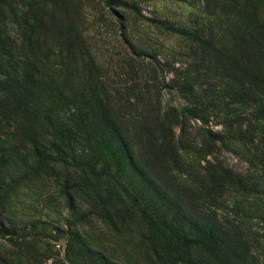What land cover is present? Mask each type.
I'll use <instances>...</instances> for the list:
<instances>
[{"label":"rangeland","instance_id":"1","mask_svg":"<svg viewBox=\"0 0 264 264\" xmlns=\"http://www.w3.org/2000/svg\"><path fill=\"white\" fill-rule=\"evenodd\" d=\"M0 33V264H219L147 218L199 215L264 264V0H0Z\"/></svg>","mask_w":264,"mask_h":264},{"label":"trees","instance_id":"2","mask_svg":"<svg viewBox=\"0 0 264 264\" xmlns=\"http://www.w3.org/2000/svg\"><path fill=\"white\" fill-rule=\"evenodd\" d=\"M103 1L109 6H112V0H103ZM149 20H152L153 22H155V20L153 19H149ZM167 27L170 30L182 33V31L175 29L172 26H167ZM4 45L7 46L8 43H6L0 37V49H3L4 53L8 55V60H13L12 55L4 49ZM12 75L14 76L10 77L8 75L6 78L8 79L10 77V80L16 82V84L18 85V83L22 80H19V77L16 75L15 72ZM23 77L27 78V75L24 74L22 78ZM2 98L3 97H0V116H1L0 135L4 134L6 136L14 137L17 135V133L22 134V131L24 130V128L22 127L20 122L17 123V120L13 118L11 115H9L7 107L1 104ZM9 120L12 121V124H10ZM47 122L50 127L54 126V124L52 123L50 119H47ZM10 138L11 137H8L4 140L0 138V149L3 148V144H5ZM31 141L34 146L33 147L34 150L38 149L37 147L42 146L41 143H39L36 140H31ZM260 142L263 143V141H260ZM49 145L51 146L53 150H56L57 153L59 152L62 153L63 152L62 149L66 146L65 139H64V133L61 132V135H59L58 138H54L50 140ZM261 146H260V155H259L261 158L260 166L264 170V150L262 149ZM3 150L6 151V149H3ZM131 199L135 205H138L139 204L138 202L144 201L142 195L138 193L136 194L134 193V195L131 196ZM141 212L143 215H147V212H145L144 208L141 209ZM147 218L152 223L154 229L156 230V232L158 233L162 241L165 242L166 244L170 245L171 243H175V244L178 243L184 246L190 243L197 244L201 246L213 258V260L217 261L219 264H236L234 261L233 252L228 253L229 247L232 245L231 244L232 239H231L229 232H225L223 230V228L225 227L223 226L222 223H220L222 221L219 220L220 221L219 222L215 218L210 219L209 215H205V216L199 215L198 217L199 219H197L196 221L197 227H195V229L197 230V235L196 237L188 238V235L186 233H183L182 231H181L182 236L181 237L178 236V233L175 232L172 226H168L169 229H167V227L160 228L159 225H157L155 222L152 221V219L156 220L152 216H147ZM224 225L226 227L228 226L226 224ZM229 226H231L232 228L233 224L232 225L230 224Z\"/></svg>","mask_w":264,"mask_h":264}]
</instances>
